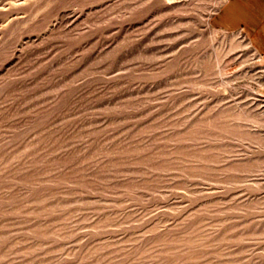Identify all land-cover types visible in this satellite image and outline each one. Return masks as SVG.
Returning a JSON list of instances; mask_svg holds the SVG:
<instances>
[{"label": "rangeland", "instance_id": "374dc122", "mask_svg": "<svg viewBox=\"0 0 264 264\" xmlns=\"http://www.w3.org/2000/svg\"><path fill=\"white\" fill-rule=\"evenodd\" d=\"M227 1L0 0V264H264V57Z\"/></svg>", "mask_w": 264, "mask_h": 264}, {"label": "crops", "instance_id": "0c3cea01", "mask_svg": "<svg viewBox=\"0 0 264 264\" xmlns=\"http://www.w3.org/2000/svg\"><path fill=\"white\" fill-rule=\"evenodd\" d=\"M221 11L222 13L215 17V21L218 24H231V16L242 18L240 22L242 28H247L253 33L256 47L263 50L261 53L264 57V0H228ZM219 18L225 22L219 21Z\"/></svg>", "mask_w": 264, "mask_h": 264}, {"label": "bare ground", "instance_id": "6f19581e", "mask_svg": "<svg viewBox=\"0 0 264 264\" xmlns=\"http://www.w3.org/2000/svg\"><path fill=\"white\" fill-rule=\"evenodd\" d=\"M237 32L239 33V31H235V32H234V35L237 34ZM233 39H234V38H233Z\"/></svg>", "mask_w": 264, "mask_h": 264}]
</instances>
